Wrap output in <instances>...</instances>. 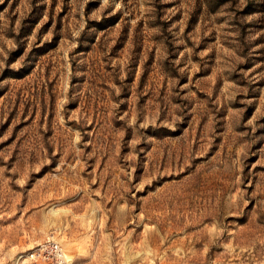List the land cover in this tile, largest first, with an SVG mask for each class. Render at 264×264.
<instances>
[{
	"label": "rangeland",
	"instance_id": "374dc122",
	"mask_svg": "<svg viewBox=\"0 0 264 264\" xmlns=\"http://www.w3.org/2000/svg\"><path fill=\"white\" fill-rule=\"evenodd\" d=\"M264 264V0H0V264Z\"/></svg>",
	"mask_w": 264,
	"mask_h": 264
},
{
	"label": "built area",
	"instance_id": "2783aa9c",
	"mask_svg": "<svg viewBox=\"0 0 264 264\" xmlns=\"http://www.w3.org/2000/svg\"><path fill=\"white\" fill-rule=\"evenodd\" d=\"M12 264H15V260ZM16 264H77L67 257L62 245L46 238L28 248L16 258Z\"/></svg>",
	"mask_w": 264,
	"mask_h": 264
},
{
	"label": "bare ground",
	"instance_id": "6f19581e",
	"mask_svg": "<svg viewBox=\"0 0 264 264\" xmlns=\"http://www.w3.org/2000/svg\"><path fill=\"white\" fill-rule=\"evenodd\" d=\"M35 244H36V243H35ZM35 244H34V245H35ZM34 245H33V246H34ZM33 246H31V247H33ZM29 248H30V247H29ZM15 264H16V259H15Z\"/></svg>",
	"mask_w": 264,
	"mask_h": 264
}]
</instances>
